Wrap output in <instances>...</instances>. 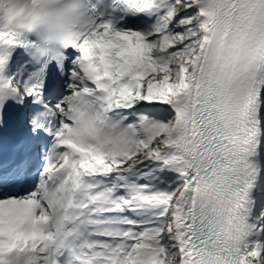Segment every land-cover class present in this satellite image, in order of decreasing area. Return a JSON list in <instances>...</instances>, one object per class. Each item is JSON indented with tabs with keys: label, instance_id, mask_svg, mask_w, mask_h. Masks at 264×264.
<instances>
[{
	"label": "snow or ice",
	"instance_id": "snow-or-ice-1",
	"mask_svg": "<svg viewBox=\"0 0 264 264\" xmlns=\"http://www.w3.org/2000/svg\"><path fill=\"white\" fill-rule=\"evenodd\" d=\"M0 264H264V0H0Z\"/></svg>",
	"mask_w": 264,
	"mask_h": 264
}]
</instances>
